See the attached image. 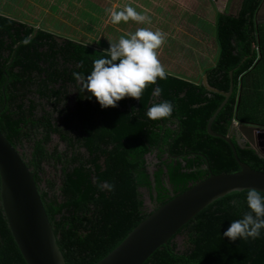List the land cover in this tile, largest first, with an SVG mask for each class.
I'll list each match as a JSON object with an SVG mask.
<instances>
[{
	"label": "trees",
	"instance_id": "16d2710c",
	"mask_svg": "<svg viewBox=\"0 0 264 264\" xmlns=\"http://www.w3.org/2000/svg\"><path fill=\"white\" fill-rule=\"evenodd\" d=\"M261 3L241 0L235 15L218 13V55L204 69L209 89L167 73L139 99L125 96L106 108L88 98L84 84L108 51L0 14V132L34 173L65 264H96L173 197L210 174L239 171L230 145L210 136L207 125L231 91L211 130L232 135L233 120L264 127V112H253L264 76V28L254 20ZM162 100L172 102V114L148 119V107ZM231 141L242 163L264 172L256 150L234 135ZM247 191L212 202L143 264H264V229L256 239L223 236L250 211ZM0 264H26L1 198Z\"/></svg>",
	"mask_w": 264,
	"mask_h": 264
},
{
	"label": "water",
	"instance_id": "95a60500",
	"mask_svg": "<svg viewBox=\"0 0 264 264\" xmlns=\"http://www.w3.org/2000/svg\"><path fill=\"white\" fill-rule=\"evenodd\" d=\"M214 1L218 12L223 13L227 0ZM202 83L209 89L205 76ZM230 93L225 94V101L211 117L207 132L210 136L224 139L230 145L239 171L210 174L173 197L141 221L96 264H143L155 250L167 244L183 225L218 198L250 188L264 194V172L253 170L242 163L231 141L234 135L240 146L264 152V128L239 124L232 128L233 134L227 136L211 130L214 118ZM0 198L11 234L26 264H65L38 193L34 173L28 170L1 132Z\"/></svg>",
	"mask_w": 264,
	"mask_h": 264
},
{
	"label": "crops",
	"instance_id": "0c3cea01",
	"mask_svg": "<svg viewBox=\"0 0 264 264\" xmlns=\"http://www.w3.org/2000/svg\"><path fill=\"white\" fill-rule=\"evenodd\" d=\"M240 1L227 0L223 13L235 15ZM127 6L144 14L147 22L129 19L113 23L111 12ZM218 13L214 0H0L2 15L104 51L138 28L159 30L164 40L156 52L166 73L201 83L204 69L214 65L218 55ZM254 20L264 28V5L258 7ZM259 89L261 96L254 99L258 110L253 108V112L259 111L262 117L264 76ZM256 120L254 117L251 122Z\"/></svg>",
	"mask_w": 264,
	"mask_h": 264
},
{
	"label": "clouds",
	"instance_id": "9594fccd",
	"mask_svg": "<svg viewBox=\"0 0 264 264\" xmlns=\"http://www.w3.org/2000/svg\"><path fill=\"white\" fill-rule=\"evenodd\" d=\"M132 19L137 22H147V17L137 12L131 6L124 10L111 12L113 23ZM164 40L159 31L148 28H138L129 37L121 36L117 43L110 44L108 55L93 61V68L86 77L84 89L96 98L101 108L116 107L117 102L125 96L139 99L148 84H154L156 79H166L167 73L157 58L156 50ZM29 41L24 39L22 43ZM78 79H84L79 73H73ZM158 92V90H157ZM173 104L162 100L151 104L145 112L150 120H159L172 114ZM111 190L113 187L105 182ZM246 202L250 211L245 212L240 219L231 221L223 236L231 241L237 239H256L264 229V194L255 188L248 189Z\"/></svg>",
	"mask_w": 264,
	"mask_h": 264
},
{
	"label": "rangeland",
	"instance_id": "374dc122",
	"mask_svg": "<svg viewBox=\"0 0 264 264\" xmlns=\"http://www.w3.org/2000/svg\"><path fill=\"white\" fill-rule=\"evenodd\" d=\"M152 160V157L149 158V162ZM149 171H152V168H149ZM141 192L144 195V200H145V209L146 210H150L153 208V204L150 202L149 198H148V193L145 189H142Z\"/></svg>",
	"mask_w": 264,
	"mask_h": 264
},
{
	"label": "built area",
	"instance_id": "2783aa9c",
	"mask_svg": "<svg viewBox=\"0 0 264 264\" xmlns=\"http://www.w3.org/2000/svg\"><path fill=\"white\" fill-rule=\"evenodd\" d=\"M261 5H264V0H262ZM238 125H239L238 122H236L235 120L232 121V128H233V127H236V126H238ZM260 150H261V149H258V153H259L260 155H263V156H264V152H260Z\"/></svg>",
	"mask_w": 264,
	"mask_h": 264
}]
</instances>
